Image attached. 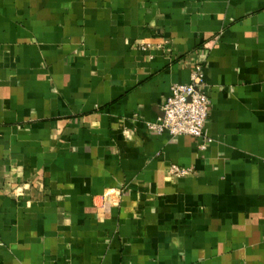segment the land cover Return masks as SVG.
<instances>
[{"label":"crops","instance_id":"1","mask_svg":"<svg viewBox=\"0 0 264 264\" xmlns=\"http://www.w3.org/2000/svg\"><path fill=\"white\" fill-rule=\"evenodd\" d=\"M0 264H264V0H0Z\"/></svg>","mask_w":264,"mask_h":264},{"label":"built area","instance_id":"2","mask_svg":"<svg viewBox=\"0 0 264 264\" xmlns=\"http://www.w3.org/2000/svg\"><path fill=\"white\" fill-rule=\"evenodd\" d=\"M205 74L202 65H196L187 84H173L170 95L162 106V115L154 122H147L148 130L157 135L168 133L172 137L189 136L203 139L200 149H205L211 139L204 128L209 116L211 101L205 93ZM169 173L178 178L189 176L191 169L171 165Z\"/></svg>","mask_w":264,"mask_h":264}]
</instances>
